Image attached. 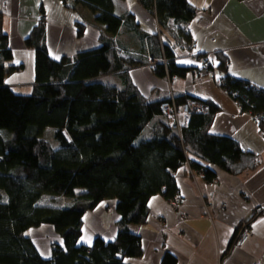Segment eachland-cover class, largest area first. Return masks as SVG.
Listing matches in <instances>:
<instances>
[{
	"label": "trees",
	"instance_id": "trees-1",
	"mask_svg": "<svg viewBox=\"0 0 264 264\" xmlns=\"http://www.w3.org/2000/svg\"><path fill=\"white\" fill-rule=\"evenodd\" d=\"M61 1L87 9L110 35L121 32L125 18L117 14L115 0ZM137 1L156 16L166 37L174 42L189 39L169 27L171 20L181 26L195 18L196 9L188 0ZM130 18L132 14L126 16ZM44 26L40 23L27 40L36 50V81L30 95H19L6 85L3 62L11 61L13 54L7 36L0 35V264H124L126 258L144 253L141 237L130 226L147 223L154 196H179L175 174L185 164L208 183L217 180L215 168L241 175L259 166L257 157L245 153L236 141L211 134L220 111L215 104L175 98L178 105L196 99L209 106L177 132L160 110L164 99L146 98L133 83L130 71L145 66L160 79L183 78L191 71L176 64L170 42L162 50L155 37L159 57L167 64L151 65L145 50L121 54L115 40L104 36L100 48L58 62L48 53ZM110 75L119 77L120 86L100 80ZM222 82L245 112L264 111L263 90L228 75ZM259 124L264 130V122ZM48 132L54 142L45 138ZM59 198L70 201L64 207L49 203ZM111 201L116 202V238L97 237L92 246L80 244L86 213ZM44 225L52 226L63 240V246H52L49 260L27 236L30 229ZM177 263L170 253L163 257L162 264Z\"/></svg>",
	"mask_w": 264,
	"mask_h": 264
},
{
	"label": "crops",
	"instance_id": "crops-1",
	"mask_svg": "<svg viewBox=\"0 0 264 264\" xmlns=\"http://www.w3.org/2000/svg\"><path fill=\"white\" fill-rule=\"evenodd\" d=\"M188 2L196 9L195 18L181 26L171 20L169 27L189 39L181 37V42H174L162 34L156 16L137 0H115L117 14L125 18L117 36L110 35L94 14L73 3L66 6L61 0H0V35L7 36L13 54L11 61L3 62L5 82L17 94L32 93L36 50L27 45V40L39 27L41 15L46 16L48 53L58 62L100 48L104 36L115 40L121 54L147 51L154 65L162 62L155 37H159L162 50L163 44L170 42L176 64L191 71L183 78L160 79L151 66H145L130 71L133 83L154 101L172 93L175 98L193 97L215 104L220 111L211 134L233 139L245 153L257 157L259 166L241 175L215 168L217 180L208 183L185 164L175 174L179 208H172L170 200L161 195L150 200L147 223L130 226L142 239L143 256L126 258L124 264H162L166 253L174 255L177 264H264V130L219 84L228 75L264 90V0ZM128 14L133 18L126 19ZM217 55L225 61V68L220 67ZM204 57L216 67V78L203 69ZM100 80L121 84L117 75ZM115 206V201L104 202L86 213L80 244L92 246L97 237L107 241L116 238L119 228ZM255 213L257 217L247 224ZM246 228L251 230L249 239L228 253L238 230ZM27 236L46 260L52 258V246H63V240L49 225L30 229Z\"/></svg>",
	"mask_w": 264,
	"mask_h": 264
},
{
	"label": "built area",
	"instance_id": "built-area-1",
	"mask_svg": "<svg viewBox=\"0 0 264 264\" xmlns=\"http://www.w3.org/2000/svg\"><path fill=\"white\" fill-rule=\"evenodd\" d=\"M40 23L41 24L46 23L45 15H41ZM162 62L164 64H167V61L165 59H162ZM201 65L203 69L209 70L211 76L216 78V67H214V65L213 66L211 65V61L208 58L206 57L202 58ZM169 79L174 80V78L173 79L169 78ZM223 83L224 82H222L220 86H222ZM249 87L259 89L256 86H252V85H249ZM222 88L227 94L230 95L231 91L228 88L225 87ZM239 106L242 107L241 104H239ZM160 110L164 115V117L166 118L172 130L181 132L183 126L190 122L194 114L207 112L209 110V106L206 103L200 102L196 99H189L183 104L178 105L174 95L171 93L170 97L166 98V100L164 99L161 102ZM247 113L251 115L256 122L258 123L264 122V111L255 114L253 111L249 110ZM180 202H181L180 196H175L173 199H170V204L174 209L179 208ZM250 236H251V230L248 228L244 229V231L241 233L237 241V244L243 245L249 239Z\"/></svg>",
	"mask_w": 264,
	"mask_h": 264
},
{
	"label": "rangeland",
	"instance_id": "rangeland-1",
	"mask_svg": "<svg viewBox=\"0 0 264 264\" xmlns=\"http://www.w3.org/2000/svg\"><path fill=\"white\" fill-rule=\"evenodd\" d=\"M40 20V19H39ZM40 23V21H39ZM112 82V81H110ZM20 95V94H19ZM148 136V132H145L143 137L146 138ZM45 138L49 141V142H54V139H53V136H52V133L51 132H48L46 135H45ZM53 144V143H52ZM54 148H57V142L56 144H53ZM56 146V147H55ZM81 192V191H78V193ZM70 199H67V198H59L58 200H56L54 203H51V201H49L50 204H53L54 206H61V207H64L66 206L67 203H69Z\"/></svg>",
	"mask_w": 264,
	"mask_h": 264
}]
</instances>
